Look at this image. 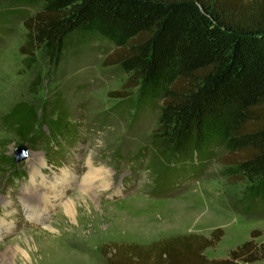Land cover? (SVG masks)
<instances>
[{
    "label": "trees",
    "instance_id": "1",
    "mask_svg": "<svg viewBox=\"0 0 264 264\" xmlns=\"http://www.w3.org/2000/svg\"><path fill=\"white\" fill-rule=\"evenodd\" d=\"M34 6L35 13H25ZM16 19L25 31L19 47L25 59L40 50L57 65L64 53L94 41L111 48L103 65L125 76L111 97L124 99L136 90L135 111H158L149 148L129 159L138 178L148 149L160 158L151 160L150 197L181 191L222 155L226 174L246 183L242 211L264 212V0H0V38ZM51 105L48 125L36 126L31 108L19 106L5 123L20 131V140L59 159L69 150L63 141L66 110L59 100ZM4 164L18 168L13 160ZM223 235L216 228L207 237L187 233L148 245L112 243L103 256L109 255L106 264H264V243L254 241L258 230L226 258L208 259L205 250Z\"/></svg>",
    "mask_w": 264,
    "mask_h": 264
},
{
    "label": "rangeland",
    "instance_id": "2",
    "mask_svg": "<svg viewBox=\"0 0 264 264\" xmlns=\"http://www.w3.org/2000/svg\"><path fill=\"white\" fill-rule=\"evenodd\" d=\"M38 9L24 11L31 15ZM9 28L0 38V264H106L109 255L103 256V248L112 243L148 245L187 233L207 237L216 228L224 235L216 247L205 250L208 259L226 258L253 230L260 231L254 241L264 243V212L242 211L246 183L226 174L222 155L200 179L167 197L148 195L155 181L151 160L161 161L151 149L141 176L132 175L129 159L149 148L158 111H135L136 90L124 99L111 97L125 76L103 65L108 45L94 41L71 49L52 65L40 50L27 59L20 54L25 41L20 20ZM54 100L67 112L63 141L69 150L59 159L40 144L20 140V131L5 123V116L19 106L31 108L36 126L48 125L54 120ZM21 146L25 158L16 163L18 168H9L4 162ZM44 191L48 204L36 208L30 219L26 201L37 204ZM58 191L63 194L55 206L51 194Z\"/></svg>",
    "mask_w": 264,
    "mask_h": 264
},
{
    "label": "bare ground",
    "instance_id": "3",
    "mask_svg": "<svg viewBox=\"0 0 264 264\" xmlns=\"http://www.w3.org/2000/svg\"><path fill=\"white\" fill-rule=\"evenodd\" d=\"M103 173H104V172H103ZM101 175H102V174H101ZM102 178H104V177H102ZM47 191H48V190H47ZM47 191H44L45 193H43L42 196L38 198L37 204H30V205H33V208H31L32 206L30 207L29 202L26 201L27 206H28L29 209L32 210V211H30V210L28 209V210H26V211H24V212H25V214H26L30 219L36 217V216H35V210H36V208H37L38 210L41 211V210H43V209L40 208V207H41L40 205H42V204H48V200H47L48 194H46ZM60 192H61V191L53 192V193L51 194V197H52V199H53V202H56V203H54L55 206H56V205L59 203V201L62 199V196H61V195H62L63 193H60ZM39 202H40V204H39ZM64 211H65L67 214H70V213H71V211H70L69 208H67V207H64Z\"/></svg>",
    "mask_w": 264,
    "mask_h": 264
},
{
    "label": "water",
    "instance_id": "4",
    "mask_svg": "<svg viewBox=\"0 0 264 264\" xmlns=\"http://www.w3.org/2000/svg\"><path fill=\"white\" fill-rule=\"evenodd\" d=\"M26 149L24 147H18L14 153V155L12 156V160L13 162L17 163L18 161H20L21 159L25 158L26 156Z\"/></svg>",
    "mask_w": 264,
    "mask_h": 264
}]
</instances>
